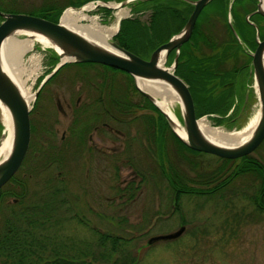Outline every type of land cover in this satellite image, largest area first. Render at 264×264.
Segmentation results:
<instances>
[{"label": "flooded vegetation", "instance_id": "obj_1", "mask_svg": "<svg viewBox=\"0 0 264 264\" xmlns=\"http://www.w3.org/2000/svg\"><path fill=\"white\" fill-rule=\"evenodd\" d=\"M43 1L36 0V3L38 6H41ZM45 1L51 4L50 6H53L50 12H54V9L58 6L65 4V7H67V4H69L68 6H74L80 0ZM96 1H114L119 3L123 0ZM147 1L149 3L145 7H141L142 4H139V2L143 1L129 0L127 4L130 5V9L133 12L127 17L136 18L144 24H148L149 17L154 12L153 8H156L163 23L166 21L174 23L170 30L172 31L170 33L171 35L183 26L193 10V3L196 0ZM33 2L30 1L29 4ZM259 2L262 5V9H264V0H210L198 11L188 39L179 46L177 52L174 71L178 68V71L186 73V70L193 71L195 65L203 66L204 64L218 71V75L210 84L212 85L213 94H219L218 92H220L223 94V99L226 102H231L230 107L224 114L225 117L229 118L228 120L231 124L229 129L239 125L242 119L241 117H243L249 108L250 103L256 101L251 62L252 53L258 42L264 40V15L257 11ZM98 9L108 12L112 11V9L102 7ZM144 11L147 14L146 20L138 16L139 14L143 15ZM117 30L113 36L117 33ZM165 34L166 31L163 35ZM166 41L164 40L162 43ZM174 54V49L167 54L164 62L165 66L172 64ZM180 56L182 58L179 60ZM194 57H200L196 59L200 63L195 62ZM169 58L170 61H168ZM186 58L187 62L184 63L183 61ZM182 62L184 64H181ZM53 67L54 65L50 66L48 64L43 75H40L36 79V89L33 92L35 93L34 102L28 112V145L21 164L15 173L23 165H25L29 172L36 171L38 168H51L54 170V174L51 176V182L57 183L58 179L64 181L61 171L62 169L65 170L68 165L90 164L93 162L94 165L101 167V151H109L110 156L108 157V162L110 165L115 167L118 161L126 162L127 176H129L128 179H123L122 186L118 187L115 195L117 197H123V199L126 198L128 201H133L141 193V189H138L140 186L139 183H144L145 181V173L148 170L147 165L150 163L148 162V158L151 160L150 151L153 150V142L151 141H153L152 137L156 134V131L158 132L160 140L164 143L165 148L167 150L169 148L173 164L175 163L180 169L184 167L177 161L178 147L176 143H173L169 136L166 142V136L168 134L162 121L160 122L159 120L156 127L151 123L150 117L153 116L157 120L158 116L156 111L150 109L149 104L144 101L143 98H147L137 90L136 94H132L130 91L128 94H125L123 89L125 88L126 79L122 81L123 84H118L113 78L106 77L102 70L93 69L98 66H79L73 62H67L58 67L41 83L43 77ZM61 68L66 70L64 75L57 81L51 94L44 100L45 105L41 111L36 110L38 96L42 86ZM108 73L110 72H107V75ZM175 75L180 78L178 74ZM66 87H75V95L64 96L62 91H65ZM149 102L158 110L151 101ZM172 112L179 119V108L177 107ZM209 115L217 116L215 114ZM162 117L165 120L163 114ZM132 120L135 123L130 125L133 122ZM60 121L64 125L59 131ZM119 126H123L124 128L119 129ZM93 134H95L94 138ZM119 139L122 141L121 143H119ZM261 145H264V138L256 148ZM120 150L125 151L120 152ZM138 152L139 155H136ZM119 153L122 155L121 158H117L116 156ZM205 156L209 157L208 155ZM197 157L196 155V161L199 164ZM211 159L215 160L214 158ZM232 161L234 159L228 161L227 167ZM133 164H141L142 167L145 166L142 169L145 173L138 174ZM212 166L213 164H207L204 168H201V165H199L201 171H207ZM184 168L186 169L187 167ZM21 175L25 177V173H21ZM160 176L163 189L171 196V210L180 212L181 208L175 207L174 203L178 201L180 204L183 196H179L176 200L177 192L171 189L169 181L163 175ZM237 177H234L233 180ZM248 178V182L239 184L240 189H247L248 185H250L249 182L251 180L250 177ZM174 179L179 180L181 177L174 176ZM230 183L224 187L225 194L232 189L229 187ZM6 184L9 187H14L17 191L20 190L18 185H14L8 182V180L0 189ZM196 186L200 185L196 184ZM184 196L190 197V195ZM16 200L13 197L3 200L0 203V212H3L4 215L7 211L6 206L15 203ZM244 200L254 211L253 213H256L251 203L246 199ZM17 210L19 211L20 209ZM85 210L92 211L90 207L85 208ZM64 211L67 212L66 221H76L78 213H76V216L69 214L70 211L76 212L75 209L73 210V208L69 207L65 208ZM92 214L100 216L101 212L92 211ZM233 215V217L228 216L227 220L232 221V223H239L241 221L240 219H242L240 218V212L237 213L238 216ZM77 221L83 224L85 230L88 229L90 231V239L86 240L81 237L74 239L75 237L73 236H66L65 239L68 241L70 239L76 240L78 246L81 247H84L86 243L95 245L96 247V240L102 234L100 227L95 224L93 225V223L90 225L85 220L77 219ZM185 224L179 223L178 227L183 226L185 229Z\"/></svg>", "mask_w": 264, "mask_h": 264}, {"label": "rangeland", "instance_id": "obj_2", "mask_svg": "<svg viewBox=\"0 0 264 264\" xmlns=\"http://www.w3.org/2000/svg\"><path fill=\"white\" fill-rule=\"evenodd\" d=\"M30 1H34L33 5L29 4ZM35 3L36 0H13L11 3H5V0H3L1 6L11 7L10 9L6 8L4 12L26 13L40 7ZM121 8L126 11L122 18L133 12L129 4ZM115 12H117V9H112L111 12L98 9L88 11L86 14L101 25L113 28L117 22ZM138 16L146 20V11L143 12V15L139 14ZM13 36L18 39L25 37L23 34ZM112 36L110 40H112ZM47 48L35 42L33 49L22 56L24 65L29 64L28 58L30 56L38 57L37 67H35L33 75L24 84V86L30 87L32 93L36 89V79L43 75L48 66V54L45 52ZM65 71L63 68L59 69L42 86L36 110L41 111L44 107V100L51 94L53 87ZM110 73L107 76L113 78L118 84H121L125 79V76L118 71H111ZM74 88L66 87L62 94L64 96H74ZM33 102L34 99L30 105ZM177 107L178 103L173 102L171 110L174 111ZM257 108V101L251 102L249 108L241 117L238 127L234 128L236 130L241 129ZM201 117H204L212 127L216 126V128L227 130V126L215 125L211 118ZM134 123L135 121L131 122L130 125ZM63 125L64 123L59 126V131L63 128ZM0 126H2L1 118ZM123 128V126H119V129ZM94 137L95 134H93ZM121 142L119 139V143ZM124 151L120 150V152ZM101 152V167L91 162L90 164H71L61 171L67 188L66 195H64L65 204H69V207L73 210L79 211L76 221L68 222L63 219L64 207L57 208L55 220L58 222L57 225L62 227L58 231L62 238L73 236L74 239L81 237L89 240L90 231L85 230L83 224L77 221V219H81L90 225L93 223V225L99 226L103 234L107 233L126 240V249L130 253L136 252V264H264V212L253 213L254 211L244 199L240 196H230L229 192L223 196L230 200L228 208L220 197L210 200L205 197L183 196L179 206L181 208L180 212H174L171 210V196L165 192L160 182L159 169L149 158L148 162L150 163L147 165L148 170L146 173L142 171L145 166L142 167L141 164H136V169L140 173H145L144 183H139L140 195L133 201L117 197L115 191L122 186L124 178H129L126 162L118 161L115 167L111 166L108 162L109 151ZM136 155H139V152ZM168 155L170 156L169 148ZM116 156L117 158L122 157L121 153L116 154ZM250 156L264 163V145L256 148ZM170 159L172 158L170 157ZM197 159L201 168H204L207 164L215 165L218 163V161L205 155H199ZM198 170H200V167ZM19 173H25L24 189L28 193L27 196L32 193L43 194L45 189L50 190L54 185L58 186V183L50 182L48 184L45 182L54 174V170L51 168H38L36 171L29 172L23 165L19 169ZM248 181V176H239L229 184V187L238 190L240 189L239 184ZM248 194H251V192L248 191ZM88 207L94 212H101V215H95L92 214V211L85 210ZM239 212L240 218H242L239 223H232V221L227 220L228 216L233 217V214ZM1 214L3 215V212H0V227L3 223ZM180 220H184L186 224L184 231L177 238L159 240L151 244L146 243L151 236L176 230ZM76 243L78 242L76 241ZM105 243L108 244V241ZM117 256L113 254L106 264H113V259Z\"/></svg>", "mask_w": 264, "mask_h": 264}, {"label": "trees", "instance_id": "obj_3", "mask_svg": "<svg viewBox=\"0 0 264 264\" xmlns=\"http://www.w3.org/2000/svg\"><path fill=\"white\" fill-rule=\"evenodd\" d=\"M11 1L13 0H5V3H11ZM86 1L88 0H80L74 7H78ZM1 2L3 0H0V11L11 8L2 7ZM148 3L149 1L139 2V4H142L141 7H145ZM50 5L44 0L39 8L26 13L56 23L66 4L56 7L54 12H50L53 9V6ZM153 11L147 22L148 24H144L136 18L121 19L117 33L112 40L123 49L142 58H147L155 47L174 34L170 35L174 23L168 21L163 23L158 10L153 8ZM165 31L166 34L163 35ZM45 52L48 54L47 63L50 66L54 65L57 62L55 53L51 50H45ZM181 58L180 56L179 60ZM198 58H195V62L200 63L199 60H196ZM168 61H170V58ZM183 62L186 63L187 58ZM183 62L181 64H184ZM74 64L88 67L98 66L106 77L107 72L118 71L126 79L125 88L123 89L125 94H128L129 91L132 94L137 93L132 77L123 71L97 63L82 62ZM194 68L193 71L186 70V73H182L176 68L174 73L178 74L187 85L193 102L195 117H209L215 125H225L229 129L231 124L229 118L225 117L224 114L230 107L231 102H226L220 92H218L219 94H213L212 85L210 84L218 75V71L209 68L207 64L203 66L195 65ZM103 74L101 73V76ZM143 99L149 104L150 109L155 110L157 113L158 119L156 120L155 117L151 116V123L156 127L158 121H162L168 134L166 142L169 136L173 143H176L178 147L177 161L182 166L187 167L186 169L184 167L180 169L175 163L173 164V159H170L168 150L156 131V134L152 137L153 141H151L153 142V150L150 151V158L156 164L155 166L159 169L160 174L169 181L171 189L177 192L176 200L179 196L184 195L205 197L210 200L220 197L224 201V205L229 207L230 200L223 197L225 195V185L232 182L234 177L246 175L251 180L247 189H231L229 191L230 196H240L248 200L256 212H264L263 162L250 155H245L234 159L231 163L229 162L230 164L227 167L228 161L233 159L219 158L189 149L173 134L159 109L156 110L147 99ZM209 114L217 116H210ZM196 155H208L217 160L218 163L207 171H199ZM136 168V165H134V169ZM136 172L140 173L138 170ZM174 176H180L181 179H174ZM24 180H26L25 177H22L18 171L8 179V182L18 185L20 190L17 191L14 187H9L8 184L0 189V203L9 197L17 199L15 203L5 205L7 211L4 215L1 214L3 223L0 227V264H106L113 254L118 255L113 259V264H136V252L130 253L126 249L127 241L121 237L102 233L96 240V247L89 243L81 247L73 239L68 241L62 238L58 232L62 227L57 225L58 222L55 220V216L58 207L69 208V204H65L64 199L67 191L65 182L58 179V186L54 185L50 190L45 189L43 194L32 193L27 196L28 193L24 189ZM45 182L49 184L51 177ZM196 184L200 186H196ZM248 191L251 194H248ZM174 206H180L178 201H175ZM76 213L78 212H69L71 216H76ZM66 214L67 212H64L63 219L65 221ZM235 216L238 215L235 214ZM180 223H184V220H180ZM106 241H108V244L105 243Z\"/></svg>", "mask_w": 264, "mask_h": 264}, {"label": "water", "instance_id": "obj_4", "mask_svg": "<svg viewBox=\"0 0 264 264\" xmlns=\"http://www.w3.org/2000/svg\"><path fill=\"white\" fill-rule=\"evenodd\" d=\"M129 0L117 3L120 7L127 4ZM147 1V0H140ZM210 0H196L193 3V10L188 16L183 26L172 34L166 42L155 47L147 58H142L130 51H127L109 40L114 51L95 44L85 37L77 34L73 30L60 23V16L56 23L42 17L15 12L0 11V49L3 40L8 36L26 33L39 35L49 42L51 50L57 56V62L52 70L46 74L41 83L48 78L58 67L66 62H91L102 64L111 68L121 70L133 79L136 90L151 101L164 115L165 120L173 134L189 149L211 154L219 158L237 159L250 154L264 138V40L258 42L252 53V74L254 81V92L258 104V117L255 125L247 138L240 144L225 146L218 145L207 139L198 129L197 120L194 115L192 99L187 86L174 73L177 61L179 46L185 42L191 32L196 15L200 8ZM261 1V0H259ZM112 7V6H111ZM257 11L264 15V9L259 2ZM118 23V22H117ZM174 49V57L170 66H165L164 62L167 54ZM1 54V53H0ZM163 58L162 62H159ZM136 78L147 80H160L167 83L178 97L179 123L183 129L184 137L175 130V124L169 117L155 104V100L147 92L141 90L135 82ZM35 96V93H33ZM0 105L8 113L11 123V144L8 154L0 160V187L17 170L27 149L29 140V119L28 104L25 101L19 87L10 77L1 64L0 55ZM231 130H236L230 129ZM227 131V132H229ZM4 137L3 126L0 129V141ZM184 230L183 226L175 231L152 236L147 240V244L159 240H171L177 238Z\"/></svg>", "mask_w": 264, "mask_h": 264}, {"label": "bare ground", "instance_id": "obj_5", "mask_svg": "<svg viewBox=\"0 0 264 264\" xmlns=\"http://www.w3.org/2000/svg\"><path fill=\"white\" fill-rule=\"evenodd\" d=\"M108 6H112L117 9L116 18H122L125 15V10L119 5L113 2H109ZM88 10V8H86ZM85 10V9H82ZM60 23L73 30L77 34L85 37L86 39L94 42L95 44L105 48L109 51H114L111 47L109 40L116 30V26L113 28L106 27L97 22L94 18L89 17L85 12L81 10H64L60 17ZM37 42L43 47L51 46L46 39L39 35H30L26 33L25 37L18 39L14 36L6 37L0 49L1 64L3 68L8 72L10 77L19 87L25 101L28 104V108L34 99L33 93L30 87L24 86L25 82L31 77L37 67V56H30L28 58V65L22 63V56L31 51L34 47V43ZM163 58L159 62H162ZM264 65V55H263ZM136 85L143 91L147 92L155 100V104L172 120L175 124L174 130L182 137H184L183 129L176 116L171 110L173 102H178V97L173 89L165 82L160 80H147L136 78ZM258 117L257 109L247 121V123L238 130H231L227 132L216 127H212L204 117L197 120V127L200 132L210 141L225 146H232L242 143L251 130L253 129ZM0 118L3 126L4 137L0 141V160L3 159L10 150L11 144V123L8 113L0 105Z\"/></svg>", "mask_w": 264, "mask_h": 264}, {"label": "built area", "instance_id": "obj_6", "mask_svg": "<svg viewBox=\"0 0 264 264\" xmlns=\"http://www.w3.org/2000/svg\"><path fill=\"white\" fill-rule=\"evenodd\" d=\"M92 4V3H91ZM93 5V4H92Z\"/></svg>", "mask_w": 264, "mask_h": 264}]
</instances>
